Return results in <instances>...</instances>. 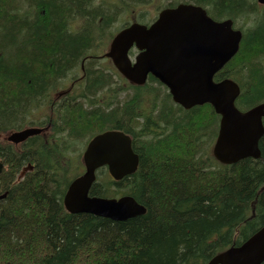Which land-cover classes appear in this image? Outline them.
<instances>
[{"label": "trees", "instance_id": "1", "mask_svg": "<svg viewBox=\"0 0 264 264\" xmlns=\"http://www.w3.org/2000/svg\"><path fill=\"white\" fill-rule=\"evenodd\" d=\"M180 3L242 31L239 52L215 81L239 85L243 111L264 103L257 0H0V264H208L264 226V136L260 160L220 164L211 105L186 110L153 76L134 86L100 58L128 15L147 23ZM84 61L85 78L72 86ZM63 91L52 120L51 102ZM27 128L43 132L7 144L9 132ZM106 130L132 137L139 168L120 182L100 170L90 194L127 195L146 208L124 222L70 214L63 203L83 148Z\"/></svg>", "mask_w": 264, "mask_h": 264}, {"label": "water", "instance_id": "2", "mask_svg": "<svg viewBox=\"0 0 264 264\" xmlns=\"http://www.w3.org/2000/svg\"><path fill=\"white\" fill-rule=\"evenodd\" d=\"M264 5V0H258ZM242 32L233 21H215L201 7L179 5L162 11L150 26L132 24L113 39L109 58L115 69L129 82L143 86L149 76L163 84L173 101L186 110L209 104L220 118L214 157L232 165L246 158L261 157L259 142L264 136V104L247 112L236 107L239 86L231 80L215 81V76L239 52ZM139 54L132 62L129 53ZM40 130L14 133L9 141L24 142ZM85 173L72 181L64 197L70 214H91L115 222H124L146 214L132 197H90L96 171L107 167L114 181L133 175L139 156L129 136L108 131L94 137L83 156ZM3 166L0 164V173ZM1 199V198H0ZM264 227L246 243L213 258L209 264H263Z\"/></svg>", "mask_w": 264, "mask_h": 264}, {"label": "flooded vegetation", "instance_id": "3", "mask_svg": "<svg viewBox=\"0 0 264 264\" xmlns=\"http://www.w3.org/2000/svg\"><path fill=\"white\" fill-rule=\"evenodd\" d=\"M154 22V21H153ZM150 25V24H149ZM85 77V71L83 70V68H82V76L80 77V78H77V79H74V81L72 82V86H75V85H77L83 78ZM70 87H71V84H70ZM69 87V88H70ZM65 93H62V94H58L57 95V97L56 98H54V100L51 102V105H50V111L52 112L51 113V119L53 120L54 119V108H55V105H56V103H59V102H61L63 99H64V97H62L63 95H64ZM45 126H46V130H47V135L45 136L47 139H49V138H52L53 136H54V134H55V125L53 124V122L52 121H50V122H47L46 124H45ZM13 132V131H12ZM12 132H9L8 134H10V133H12ZM7 134V135H8ZM6 138V142H7V144L8 145H10L11 147H13V148H15V147H19L20 146V144H16V143H13V142H11V141H9L8 139H7V136L5 137Z\"/></svg>", "mask_w": 264, "mask_h": 264}, {"label": "rangeland", "instance_id": "4", "mask_svg": "<svg viewBox=\"0 0 264 264\" xmlns=\"http://www.w3.org/2000/svg\"><path fill=\"white\" fill-rule=\"evenodd\" d=\"M125 18V17H124ZM121 20V19H120ZM132 20V19H131ZM130 21V20H129ZM126 24V22H125V20L123 19L120 23H118L116 26H115V29L118 27V26H120V27H123V25H125ZM114 27V26H113ZM120 27H118L117 29H119ZM113 29V28H112ZM104 60V62L105 63H108V59H103ZM103 62V63H104ZM104 63V64H105ZM111 67V66H110ZM78 73V72H77Z\"/></svg>", "mask_w": 264, "mask_h": 264}, {"label": "bare ground", "instance_id": "5", "mask_svg": "<svg viewBox=\"0 0 264 264\" xmlns=\"http://www.w3.org/2000/svg\"><path fill=\"white\" fill-rule=\"evenodd\" d=\"M6 197V194L5 195H3V196H0V200H2V199H4Z\"/></svg>", "mask_w": 264, "mask_h": 264}]
</instances>
